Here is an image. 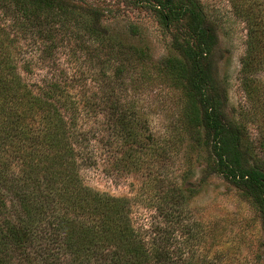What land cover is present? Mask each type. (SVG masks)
<instances>
[{
    "label": "rangeland",
    "instance_id": "1",
    "mask_svg": "<svg viewBox=\"0 0 264 264\" xmlns=\"http://www.w3.org/2000/svg\"><path fill=\"white\" fill-rule=\"evenodd\" d=\"M74 1L76 9L85 4L115 10L102 21L99 42L82 34L81 40L72 24L41 38L12 0H0V58L9 57L34 93L54 84L67 91V119L75 133L78 124L83 141L78 147L83 183L129 201L131 225L145 246L166 255L151 264H264L260 213L215 169L202 130L185 120L186 89L165 69L177 56L169 32L150 13L123 9V0ZM199 2L219 37L213 69L226 94L225 115L241 132L248 164L264 169V37L258 46L249 38L252 29L264 35V0ZM118 66L124 71L113 82ZM121 112L138 145L120 139L115 120ZM38 121L29 120L33 128ZM8 155L0 152L1 159ZM7 165L12 175L20 174L15 158ZM178 189L181 204L173 208V198H166ZM1 195L7 208L0 217L20 216L17 202ZM51 233L45 238L55 247ZM59 252L60 262L70 264V256Z\"/></svg>",
    "mask_w": 264,
    "mask_h": 264
},
{
    "label": "trees",
    "instance_id": "2",
    "mask_svg": "<svg viewBox=\"0 0 264 264\" xmlns=\"http://www.w3.org/2000/svg\"><path fill=\"white\" fill-rule=\"evenodd\" d=\"M12 3L41 38H48L58 26L64 30L72 24L81 40L85 36L99 42L105 35L102 21L116 13L85 4L89 11L76 9L74 0ZM122 3L123 9L150 13L171 35L177 56L167 60L165 69L186 89L185 120L202 130V145L208 147L215 169L257 208L264 229V169L248 164L241 132L225 115L226 94L213 69L219 43L213 22L199 0ZM252 33L249 38L258 46L263 32L252 29ZM253 50L251 45L243 67H248ZM13 67L9 57L0 58V152L9 151L0 158V209L7 208L1 195L7 194L17 202L21 215L14 220L0 217V264H62L59 250L70 256V264H151L165 258L157 248H147L132 227L127 199L99 193L83 183L78 151L83 141L78 124L75 133L67 119L65 110L71 108L67 91L54 84L34 93ZM123 71L116 68L113 82ZM248 86L244 80L245 91ZM112 89L106 97L113 95ZM34 117L39 119L37 128L29 122ZM125 117L121 112L115 120L120 139L128 146L138 145ZM14 158L19 164L17 176L8 172L7 159ZM180 194L179 189L171 190L166 198H173L167 201L173 208L181 204ZM47 232L55 235V247L46 240Z\"/></svg>",
    "mask_w": 264,
    "mask_h": 264
}]
</instances>
